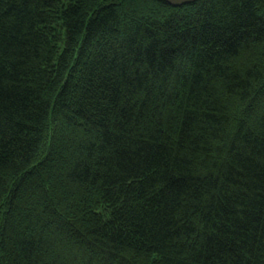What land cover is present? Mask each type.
I'll use <instances>...</instances> for the list:
<instances>
[{"label":"trees","instance_id":"16d2710c","mask_svg":"<svg viewBox=\"0 0 264 264\" xmlns=\"http://www.w3.org/2000/svg\"><path fill=\"white\" fill-rule=\"evenodd\" d=\"M0 264H264V0H0Z\"/></svg>","mask_w":264,"mask_h":264},{"label":"water","instance_id":"95a60500","mask_svg":"<svg viewBox=\"0 0 264 264\" xmlns=\"http://www.w3.org/2000/svg\"><path fill=\"white\" fill-rule=\"evenodd\" d=\"M162 1L165 2L169 6L176 8V7H182L185 5L192 4L196 2L197 0H162Z\"/></svg>","mask_w":264,"mask_h":264}]
</instances>
